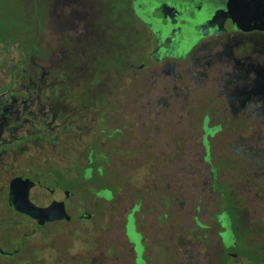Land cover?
<instances>
[{
	"label": "flooded vegetation",
	"instance_id": "flooded-vegetation-1",
	"mask_svg": "<svg viewBox=\"0 0 264 264\" xmlns=\"http://www.w3.org/2000/svg\"><path fill=\"white\" fill-rule=\"evenodd\" d=\"M248 1L0 0V264H264Z\"/></svg>",
	"mask_w": 264,
	"mask_h": 264
},
{
	"label": "rangeland",
	"instance_id": "rangeland-1",
	"mask_svg": "<svg viewBox=\"0 0 264 264\" xmlns=\"http://www.w3.org/2000/svg\"><path fill=\"white\" fill-rule=\"evenodd\" d=\"M9 5H10L9 11H11L13 13L14 17H16V19H18L20 21L21 26L25 27V26L29 25L30 19L28 16V11L20 9L16 5V2H12ZM116 26H118V25H116ZM126 28L129 29L128 27H126ZM119 30L121 32H123V27H122V29H119ZM125 31H127V30H125ZM124 85H126V84H124V81L121 80V83H117L116 88H111V89L123 91ZM116 95H119V93L117 92ZM121 98H122V104L121 105H125V104L129 105V103H125V102H127L126 99L129 98V90L128 89L125 91L124 97L122 95ZM128 110H129V106H128ZM120 166H122V168L124 169V172L121 173L122 175L120 174L119 177L117 176L121 190L122 189L126 190L127 188H129L131 185L134 184V182L136 180L143 177L146 174V172L150 169L149 164L142 158L135 159L129 163L122 162V163H120ZM121 172H122V170H121ZM234 196L242 201V197L239 194H234ZM217 198L219 199L220 196L217 195ZM236 198H232V196L227 198V206L231 209H234V211L230 212L231 215H234L235 217L238 215V217L240 218L239 213L242 212L244 209L241 206H238L236 203H234ZM180 200H182V199L179 198L178 201H180Z\"/></svg>",
	"mask_w": 264,
	"mask_h": 264
},
{
	"label": "water",
	"instance_id": "water-1",
	"mask_svg": "<svg viewBox=\"0 0 264 264\" xmlns=\"http://www.w3.org/2000/svg\"><path fill=\"white\" fill-rule=\"evenodd\" d=\"M247 9L248 11L245 14L249 16V21L246 24L243 22V19L246 18L244 14L236 15L234 13L233 18L241 25L264 28V0H249ZM252 22L254 23L253 25H251ZM54 203L52 200L51 204Z\"/></svg>",
	"mask_w": 264,
	"mask_h": 264
}]
</instances>
